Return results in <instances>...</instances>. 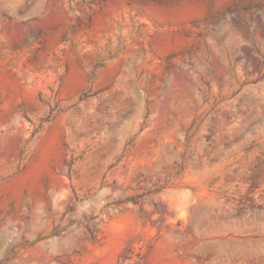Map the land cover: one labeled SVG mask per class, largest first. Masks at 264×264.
Masks as SVG:
<instances>
[{
	"label": "rangeland",
	"instance_id": "374dc122",
	"mask_svg": "<svg viewBox=\"0 0 264 264\" xmlns=\"http://www.w3.org/2000/svg\"><path fill=\"white\" fill-rule=\"evenodd\" d=\"M0 264H264V0H0Z\"/></svg>",
	"mask_w": 264,
	"mask_h": 264
}]
</instances>
